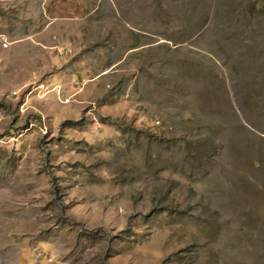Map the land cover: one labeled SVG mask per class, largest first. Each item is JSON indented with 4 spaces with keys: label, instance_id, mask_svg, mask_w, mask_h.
<instances>
[{
    "label": "rangeland",
    "instance_id": "1",
    "mask_svg": "<svg viewBox=\"0 0 264 264\" xmlns=\"http://www.w3.org/2000/svg\"><path fill=\"white\" fill-rule=\"evenodd\" d=\"M252 5L0 0V264H264Z\"/></svg>",
    "mask_w": 264,
    "mask_h": 264
},
{
    "label": "trees",
    "instance_id": "2",
    "mask_svg": "<svg viewBox=\"0 0 264 264\" xmlns=\"http://www.w3.org/2000/svg\"><path fill=\"white\" fill-rule=\"evenodd\" d=\"M254 12H260V13H264V6H259V5H252V8L250 9L248 6L245 10V12L243 13V16L244 17H251L252 15H254ZM228 13V11H227ZM226 13V14H227ZM181 66V67H180ZM179 67L183 70H187V71H190L188 69L187 66L185 65H180ZM189 68H192V67H189ZM194 70L195 73L197 72H200L201 71V64H197L196 67L192 68ZM184 72V71H183ZM202 73V72H201Z\"/></svg>",
    "mask_w": 264,
    "mask_h": 264
}]
</instances>
